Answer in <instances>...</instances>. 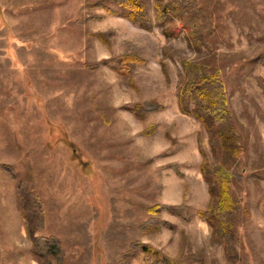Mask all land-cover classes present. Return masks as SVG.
Returning <instances> with one entry per match:
<instances>
[{
  "label": "rangeland",
  "instance_id": "1",
  "mask_svg": "<svg viewBox=\"0 0 264 264\" xmlns=\"http://www.w3.org/2000/svg\"><path fill=\"white\" fill-rule=\"evenodd\" d=\"M102 1L0 0V264H145L124 257L137 243L186 264H264V36L246 32L245 1L199 0L215 32L200 52L178 18L157 20L156 0H141L152 31ZM184 59L219 71L237 154L180 112ZM199 134L233 174L232 262L201 218Z\"/></svg>",
  "mask_w": 264,
  "mask_h": 264
},
{
  "label": "trees",
  "instance_id": "2",
  "mask_svg": "<svg viewBox=\"0 0 264 264\" xmlns=\"http://www.w3.org/2000/svg\"><path fill=\"white\" fill-rule=\"evenodd\" d=\"M108 1L124 9L127 19L132 23H137L140 28L146 31L153 30L149 13L141 0ZM102 2H98L95 6L102 7L107 12L114 14ZM155 8L157 20L162 24L166 21H172L173 18L180 20L179 28L186 32V38L195 51L200 52L203 47L211 48L206 37L211 39L214 36L213 22L200 8L199 0H156ZM164 34L169 35L170 31L166 30ZM182 67L184 76L177 92L180 112L187 116H193L204 126L210 145L213 146L217 143L225 152L237 154L241 147L237 141L235 126L227 106L225 88L219 71L213 70L205 62L186 59L182 61ZM163 71L168 78L165 67H163ZM138 110H134L137 117H139ZM198 144L202 156L200 169L208 184L210 194L208 207L206 211L201 213V218L212 228L214 238L225 244L226 258L232 262L238 256L235 247L234 228L235 220L240 211L239 201L232 195L231 191L233 174L224 166L213 165L209 161L202 148L200 134L198 135ZM18 196L20 207L24 211L31 208L38 216H42V208L38 199L25 197L24 187L21 184L18 185ZM180 209L181 206L173 210ZM151 212L156 213L157 211L152 210ZM177 215L179 216V214ZM28 234L33 238V231L29 226ZM46 242L48 243H45L43 249L50 252L56 250L53 243ZM139 250L145 254V264H186L180 258H170L151 245L140 243L132 245L124 257L130 259Z\"/></svg>",
  "mask_w": 264,
  "mask_h": 264
},
{
  "label": "crops",
  "instance_id": "3",
  "mask_svg": "<svg viewBox=\"0 0 264 264\" xmlns=\"http://www.w3.org/2000/svg\"><path fill=\"white\" fill-rule=\"evenodd\" d=\"M245 29L254 38L264 36V0H244Z\"/></svg>",
  "mask_w": 264,
  "mask_h": 264
}]
</instances>
